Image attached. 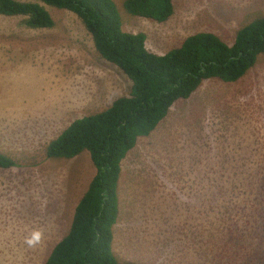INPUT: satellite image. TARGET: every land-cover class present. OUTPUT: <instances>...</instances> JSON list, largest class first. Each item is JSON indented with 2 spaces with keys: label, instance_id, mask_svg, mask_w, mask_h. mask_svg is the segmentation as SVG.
Returning <instances> with one entry per match:
<instances>
[{
  "label": "rangeland",
  "instance_id": "rangeland-1",
  "mask_svg": "<svg viewBox=\"0 0 264 264\" xmlns=\"http://www.w3.org/2000/svg\"><path fill=\"white\" fill-rule=\"evenodd\" d=\"M114 1L123 29L145 33L157 54L199 31L232 43L264 16V0H173L158 22ZM45 7L51 28L0 14V151L17 162L0 167V264H44L68 233L96 168L88 150L52 158L46 148L132 85L77 14ZM122 167L119 264H264V53L239 80L206 79L177 100Z\"/></svg>",
  "mask_w": 264,
  "mask_h": 264
},
{
  "label": "trees",
  "instance_id": "trees-1",
  "mask_svg": "<svg viewBox=\"0 0 264 264\" xmlns=\"http://www.w3.org/2000/svg\"><path fill=\"white\" fill-rule=\"evenodd\" d=\"M51 5L77 14L98 53L131 80L128 95L106 109L74 120L46 148L48 157L71 158L85 150L96 168L79 200L68 233L44 264H119L113 250V226L119 213L122 161L139 137L149 135L177 100L188 99L206 79L235 82L264 53V16L240 27L232 43L211 31L187 36L167 53L146 46V34L123 29L114 0H0V14L23 16L31 28H51ZM137 16L164 22L174 14L173 0H124ZM16 161L0 151V167Z\"/></svg>",
  "mask_w": 264,
  "mask_h": 264
},
{
  "label": "crops",
  "instance_id": "crops-1",
  "mask_svg": "<svg viewBox=\"0 0 264 264\" xmlns=\"http://www.w3.org/2000/svg\"><path fill=\"white\" fill-rule=\"evenodd\" d=\"M120 97H121V96H120ZM117 98H119V97H117ZM117 98H116V99H117ZM116 99H114V100H116ZM114 100H113V101H114ZM113 101H112V102H113ZM110 104H111V103H109V105H110ZM107 106H108V105H107ZM102 110H104V109H99V110L96 111V112H99V111H102ZM152 132H153V131H152ZM152 132H151V133H152ZM142 137H144V136H142ZM145 137H146V136H145ZM140 138H141V137H139V139H140ZM139 139H138V141H139ZM122 169H123V167H122ZM121 172H122V171H121ZM120 179H121V176H120ZM120 179H119V183H120ZM89 184H90V183H89ZM88 186H89V185H88ZM84 193H85V192H84ZM84 193H83V194H84ZM82 196H83V195H82ZM79 200H80V199H79ZM78 202H79V201H78ZM77 204H78V203H77ZM77 204H76V206H77ZM75 208H76V207H75ZM119 210H120V206H119ZM74 212H75V211H74ZM118 214H119V213H118ZM118 216H119V215H118ZM116 224H117V225L120 224V222H119V217L117 218V221H116L115 225H116ZM113 250H114L115 255H116V251H117V249L114 248ZM126 256H127V254H126ZM116 257H117V259H118V256H117V255H116ZM118 262H119V261H118Z\"/></svg>",
  "mask_w": 264,
  "mask_h": 264
}]
</instances>
